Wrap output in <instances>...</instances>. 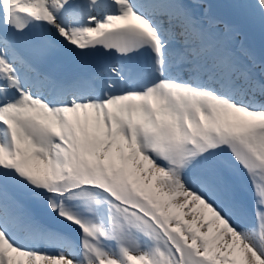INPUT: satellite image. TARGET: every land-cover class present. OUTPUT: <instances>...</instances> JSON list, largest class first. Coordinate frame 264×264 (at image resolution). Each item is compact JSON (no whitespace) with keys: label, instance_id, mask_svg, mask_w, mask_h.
<instances>
[{"label":"snow or ice","instance_id":"obj_1","mask_svg":"<svg viewBox=\"0 0 264 264\" xmlns=\"http://www.w3.org/2000/svg\"><path fill=\"white\" fill-rule=\"evenodd\" d=\"M226 16L264 38V0H0V264H264V43Z\"/></svg>","mask_w":264,"mask_h":264},{"label":"bare ground","instance_id":"obj_2","mask_svg":"<svg viewBox=\"0 0 264 264\" xmlns=\"http://www.w3.org/2000/svg\"><path fill=\"white\" fill-rule=\"evenodd\" d=\"M212 3H230L232 0H210ZM226 19H229L231 23L236 27L239 35H244V40H248L249 44H244L245 47L258 51L264 43V38H262L261 27L258 21L251 22L242 17L236 16H226ZM239 37V36H238ZM237 37V38H238ZM237 41H241V39H237ZM243 41V40H242ZM249 45V46H248ZM246 181V180H245ZM242 182V180H241ZM247 182V181H246ZM244 183V182H243Z\"/></svg>","mask_w":264,"mask_h":264},{"label":"rangeland","instance_id":"obj_3","mask_svg":"<svg viewBox=\"0 0 264 264\" xmlns=\"http://www.w3.org/2000/svg\"><path fill=\"white\" fill-rule=\"evenodd\" d=\"M239 37L237 39H241V41L243 40L244 44H246L247 42H249L248 40H244V35L240 34L238 35ZM249 44V43H247ZM250 45V44H249ZM248 45V46H249ZM242 182H241V186H242V189L243 191L245 192L246 196L248 197L249 201H251V192L250 190L248 189V185H247V182L245 181V179L242 177L241 178ZM244 182V183H243Z\"/></svg>","mask_w":264,"mask_h":264}]
</instances>
